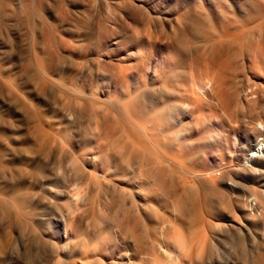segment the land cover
Listing matches in <instances>:
<instances>
[{
	"label": "bare ground",
	"instance_id": "obj_1",
	"mask_svg": "<svg viewBox=\"0 0 264 264\" xmlns=\"http://www.w3.org/2000/svg\"><path fill=\"white\" fill-rule=\"evenodd\" d=\"M209 1L228 25L243 13L256 44L226 36L214 10L182 15L171 37L151 6L152 32L132 13L137 42L113 39L102 64L76 48L85 28L66 27L62 2L51 24L44 0H0V264H210L208 235L229 244L199 197L215 187L199 153L239 134L255 160L264 150L250 144V130L264 140V0ZM251 196L257 250L264 193Z\"/></svg>",
	"mask_w": 264,
	"mask_h": 264
},
{
	"label": "rangeland",
	"instance_id": "obj_2",
	"mask_svg": "<svg viewBox=\"0 0 264 264\" xmlns=\"http://www.w3.org/2000/svg\"><path fill=\"white\" fill-rule=\"evenodd\" d=\"M61 2L62 4H64L63 8L66 7L68 9V11L67 9L66 11L69 16V23L66 27L72 29L76 21L81 20L82 25L85 28L87 40L82 43H76V48H80V46L82 45L81 48L88 50V52H90V54L92 55V58L98 57V60L102 64H105V62L107 63L109 61L106 58L105 50L109 49L110 47H115L112 44V41L116 40L121 43L125 40L128 43L132 44L131 40L133 39V43L137 42V38H134L137 36L136 34H134L137 31L131 32V27H133L135 23L133 21L134 19L132 13L136 15V18H138V25L140 27L135 26L136 28H139L138 30H141L143 27V34L147 31L152 32L153 29L151 28V26L148 25V27L145 24L144 17H142L144 10L147 8L149 11L151 6L156 8L154 10V13H151L155 16L154 24L158 26L163 23L166 34L171 37H174V30L170 29L171 24L180 22V17L182 15L186 14L189 15V18H191L198 15L200 16V12H205L206 10H208V12L206 11L207 13H209L210 15H212V13L214 14L212 15V17H214V25L217 26L218 24L219 26L221 23L220 18H222V24L219 27L226 26L227 30H232L231 33H234L233 36L231 33V35L225 34L226 36H231V38H240L245 35H243V30L245 28L246 36L244 38L242 37V43L252 42V44H256V42L253 41V38L250 37L252 35L248 36L249 30L251 31L253 27L251 29L249 28L253 26V24L248 23V28H246L247 22H241V20H244L243 13L237 14L238 18L235 20L238 23L229 22L228 25L227 18L225 19L222 17V15H218L219 11L215 9L216 7L209 0H44L43 12L41 13L42 17L51 24H57L58 20L55 14L58 9L56 7ZM225 6L226 4L223 5V8ZM201 7H203L204 11H202L203 9ZM223 11L225 13H229V11ZM215 16H219L218 19ZM139 18L142 19L140 20L142 22L139 21ZM196 19L200 20V18ZM223 19H225L226 21H224ZM141 23L142 25L144 24L142 27ZM223 23L225 24V26L223 25ZM232 23L236 26V29H238V27L243 29H238L236 31L234 25L230 26ZM239 23L241 25L243 24L242 26H246L242 27ZM257 23L258 21L255 22V24ZM236 24H239V26ZM256 27L257 25H255L254 29H256ZM147 28L149 30H147ZM229 31L227 32L229 33ZM240 33H242L241 36ZM248 38H251V41ZM245 39L246 41H244ZM232 41L234 42L235 40L231 39L230 41L232 43L231 45L233 46L234 43ZM101 50L102 55L99 54V51ZM163 52H165L164 56H166L167 50ZM145 56L143 58L144 61H146L147 59V55ZM229 70L230 74L234 72L232 68ZM223 80V82L226 84L224 85L223 83V87H228L232 80L235 81V79L230 76H226ZM247 121V117H242L240 118L239 125L243 126L245 123H247ZM257 127H259V125H257ZM254 130H250L252 133L249 131L252 137L250 144L253 145L257 140L260 143H263V137L258 136V133ZM238 136L239 137L236 138V140H240V144H238V141H234L232 138L230 140L221 141L220 147L215 146L213 149H210L208 152H206L204 154L205 156L203 155V157L199 153V157L202 159L201 162L204 164V166H206L205 172L209 174L208 176H206L209 178V181L212 180L215 184V187L210 185L207 190L203 192L200 191L199 197H201L202 200L207 201V210L212 212L215 216L209 221L211 223L215 222V224L222 226L225 232H230L228 233L229 244L227 246L223 245V237L220 236V242H217L215 238H212L214 236H211V234L208 235L207 238H209V240H207L209 242H213L210 250L212 259L210 264H223L225 257L228 259L230 264H238L237 261L241 262L242 259L243 262H241V264H251L250 260L256 254V252L257 255L260 256L258 264H264V209H259L260 212H256L258 215L257 218L259 230L257 234L259 236V239L257 250H255L253 248V242L250 241L251 235H253V227L251 225V219L246 218L247 211H245L246 209L244 205L246 203V198L248 200H251V202H254L252 201L253 198L251 196L253 190L258 191V193H264V150H262L261 157L255 160L257 158L256 155H258L259 153L254 154L251 152V154L248 155L247 142L244 140L242 135L240 136L239 134ZM247 155L249 156V159H247ZM228 164L231 166H229ZM185 234L187 235L186 232ZM240 234H242V240L244 242L243 245L239 247L238 245L235 246L234 242ZM13 241V245L7 248V252L11 250V252H13L12 254L16 252V249L18 248L17 246L20 243V240L19 238H17V234L15 235V233ZM215 243H217V245H214ZM230 246L233 247L234 250L231 249ZM27 257H29L28 254Z\"/></svg>",
	"mask_w": 264,
	"mask_h": 264
}]
</instances>
